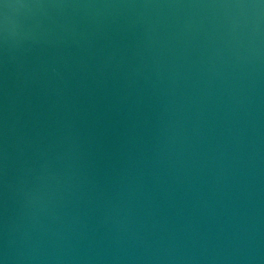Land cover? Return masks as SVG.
Instances as JSON below:
<instances>
[{
  "label": "water",
  "instance_id": "water-1",
  "mask_svg": "<svg viewBox=\"0 0 264 264\" xmlns=\"http://www.w3.org/2000/svg\"><path fill=\"white\" fill-rule=\"evenodd\" d=\"M0 264H264V0H0Z\"/></svg>",
  "mask_w": 264,
  "mask_h": 264
}]
</instances>
